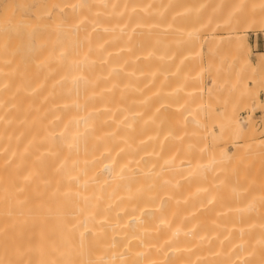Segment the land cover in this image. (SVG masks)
Segmentation results:
<instances>
[{"label":"bare ground","instance_id":"6f19581e","mask_svg":"<svg viewBox=\"0 0 264 264\" xmlns=\"http://www.w3.org/2000/svg\"><path fill=\"white\" fill-rule=\"evenodd\" d=\"M84 3L52 0L67 31L26 51L38 66L73 39L72 86L38 92L24 49L0 44V264H264V139L249 146L204 78L212 51L264 25L262 0Z\"/></svg>","mask_w":264,"mask_h":264},{"label":"rangeland","instance_id":"374dc122","mask_svg":"<svg viewBox=\"0 0 264 264\" xmlns=\"http://www.w3.org/2000/svg\"><path fill=\"white\" fill-rule=\"evenodd\" d=\"M59 1L65 3L66 7L71 6V3L76 4L80 2L82 8L88 7L87 3H84V0ZM0 2L6 8L5 16L0 15V22L8 24L12 34L11 37L0 41V44L3 45L1 46L2 50L6 51L10 47H15V45L21 49L23 48L24 50L20 51V53L28 65L33 62L34 58L31 53H27L26 51H28L29 46L35 45V41H38L35 40L36 38L40 37L41 39L39 41H42V38L52 36V31H55V35H57L55 40H57L58 36L67 31L64 27L52 28V25L65 26L69 24L65 20L59 21L52 19V0H0ZM95 3L93 2L91 7H96ZM261 6L264 8V0H262ZM30 8L34 9V16H30L28 12ZM100 10H91L92 19L98 17ZM7 12H11L12 15L6 17ZM87 16L86 11L84 12L86 21H88ZM40 25H44L45 28L41 29L42 27ZM245 35V39L243 38L234 42L237 44V48H227L224 51L214 50L209 54L204 78L206 87L209 88L206 90L207 95L211 91H217L227 96L224 104H219L220 96H218L215 105L216 111L228 109V107L232 106L231 116L234 118L237 115L238 121L241 119L246 123L241 125V129L250 123V130L253 129V133L247 135V143L251 147L256 142L254 135H258L260 139H264V25L250 29ZM65 39L64 46L59 47L56 43L54 44L55 53L54 55L51 53L46 61H42L38 66H36V63H32V65L25 67L28 84H35L34 88L38 92L52 91V85L58 88L59 84L68 83L72 86V78L68 74L66 65L74 59L72 54L73 50L76 58L80 56V52L78 46L75 47L73 45V39ZM205 39L206 47L209 42L219 40V36L206 33ZM69 53L70 55L68 56L67 54ZM0 58L4 57L0 55ZM250 62H253L252 66ZM3 68H7V65H0V69ZM233 68H235L234 75L229 77L223 74L224 71L233 70ZM49 87L51 89H45ZM70 90L66 89L64 94L63 99L65 104H69L70 102ZM48 103L49 101L47 100ZM32 113L15 112L13 115L14 122L17 120L24 122L26 116ZM36 113L40 115L38 112ZM55 126L59 127L60 125L57 124ZM214 131H217V128ZM59 139L60 137L58 136L54 142H57ZM244 143L243 140L235 139L234 142L230 141L226 144L227 150L230 153H234L236 147L239 145L243 146ZM133 186H135V181L133 182ZM132 191L136 190L132 187L131 189L125 190L123 194L131 195ZM49 194L52 195V191ZM73 200L76 201L77 199L73 196L71 197V201Z\"/></svg>","mask_w":264,"mask_h":264}]
</instances>
